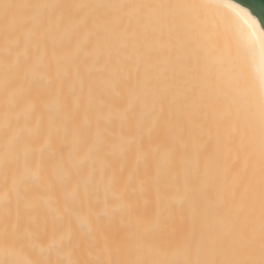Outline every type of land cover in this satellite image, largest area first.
<instances>
[{
    "label": "bare ground",
    "instance_id": "obj_1",
    "mask_svg": "<svg viewBox=\"0 0 264 264\" xmlns=\"http://www.w3.org/2000/svg\"><path fill=\"white\" fill-rule=\"evenodd\" d=\"M0 264H264L258 17L0 0Z\"/></svg>",
    "mask_w": 264,
    "mask_h": 264
},
{
    "label": "water",
    "instance_id": "obj_2",
    "mask_svg": "<svg viewBox=\"0 0 264 264\" xmlns=\"http://www.w3.org/2000/svg\"><path fill=\"white\" fill-rule=\"evenodd\" d=\"M241 5L250 9L252 14L258 17L264 28V0H235Z\"/></svg>",
    "mask_w": 264,
    "mask_h": 264
},
{
    "label": "rangeland",
    "instance_id": "obj_3",
    "mask_svg": "<svg viewBox=\"0 0 264 264\" xmlns=\"http://www.w3.org/2000/svg\"><path fill=\"white\" fill-rule=\"evenodd\" d=\"M201 6H202V5H201ZM201 6H200V7H201ZM202 8H203V6L201 7V9H202ZM201 9H200V10H201Z\"/></svg>",
    "mask_w": 264,
    "mask_h": 264
}]
</instances>
